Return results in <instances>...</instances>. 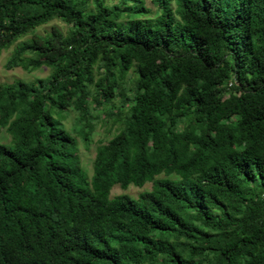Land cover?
<instances>
[{
    "label": "trees",
    "instance_id": "obj_1",
    "mask_svg": "<svg viewBox=\"0 0 264 264\" xmlns=\"http://www.w3.org/2000/svg\"><path fill=\"white\" fill-rule=\"evenodd\" d=\"M134 1L0 0V264H264V0Z\"/></svg>",
    "mask_w": 264,
    "mask_h": 264
},
{
    "label": "rangeland",
    "instance_id": "obj_2",
    "mask_svg": "<svg viewBox=\"0 0 264 264\" xmlns=\"http://www.w3.org/2000/svg\"><path fill=\"white\" fill-rule=\"evenodd\" d=\"M107 1L109 4H116V2H118L119 0H107ZM134 2H137V0ZM142 2L144 6H146V8H149L151 10V12L149 14L141 13L139 17H143V16L155 17L160 12L159 6L154 0H142ZM170 5L174 6L173 0L170 1ZM51 25H57L62 30L66 28V24L64 22L54 18L47 23L35 27L34 32L43 34L46 31L50 30ZM30 36L31 33L29 32L25 36H22V38H18L17 41ZM15 43L11 44L9 47L5 49L0 50V82L8 83V82H12L16 78H21L26 81H32L35 78L44 77L49 73V68L43 65L40 66L39 68L30 71L24 70L22 67L19 66L6 68L4 66L5 61L10 56L12 52V48L14 47ZM130 72H133V70L132 69L129 70L128 74ZM98 73L100 72H96V75ZM117 100L118 99H114V102H116ZM91 108H92L91 112L93 114L92 115L93 118L92 121H90V123L92 124V128L90 129L89 131L90 133L88 134V137L86 139H84L81 135H79L77 130L75 129L77 128L78 124H76L75 122L74 111H64V112L61 111L59 114H55L56 117L63 116L61 122L64 124L65 128L68 129L71 132V134L76 138L78 154L80 156L82 166L87 170L88 174L91 173V169H90L91 161L95 154V148L97 144L106 143L108 139H110L113 136V133L116 129L114 126H111L113 119L110 117H106L104 115L103 110L100 112L99 111L100 108H97L94 105H92ZM9 138L10 136L5 132V130L0 129V141L8 142L10 140ZM150 187H151V182H148L142 187L131 184L127 188H123L119 184H116L112 188L111 196L113 194H118L123 191H128L131 194L137 196L139 192L145 189H150Z\"/></svg>",
    "mask_w": 264,
    "mask_h": 264
},
{
    "label": "bare ground",
    "instance_id": "obj_3",
    "mask_svg": "<svg viewBox=\"0 0 264 264\" xmlns=\"http://www.w3.org/2000/svg\"><path fill=\"white\" fill-rule=\"evenodd\" d=\"M97 36V35H96Z\"/></svg>",
    "mask_w": 264,
    "mask_h": 264
}]
</instances>
